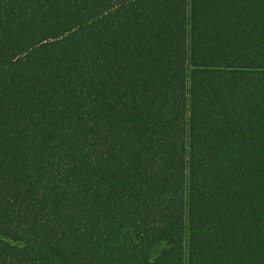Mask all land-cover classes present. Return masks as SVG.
Segmentation results:
<instances>
[{"label": "trees", "instance_id": "obj_1", "mask_svg": "<svg viewBox=\"0 0 264 264\" xmlns=\"http://www.w3.org/2000/svg\"><path fill=\"white\" fill-rule=\"evenodd\" d=\"M0 264H264V0H0Z\"/></svg>", "mask_w": 264, "mask_h": 264}]
</instances>
